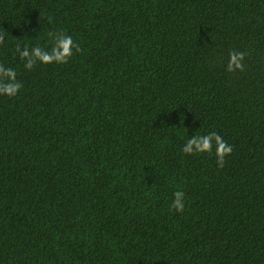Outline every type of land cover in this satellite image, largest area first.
I'll return each mask as SVG.
<instances>
[{
  "label": "trees",
  "instance_id": "obj_1",
  "mask_svg": "<svg viewBox=\"0 0 264 264\" xmlns=\"http://www.w3.org/2000/svg\"><path fill=\"white\" fill-rule=\"evenodd\" d=\"M8 68L0 264H264V0H0ZM212 131L223 168L182 151Z\"/></svg>",
  "mask_w": 264,
  "mask_h": 264
},
{
  "label": "clouds",
  "instance_id": "obj_2",
  "mask_svg": "<svg viewBox=\"0 0 264 264\" xmlns=\"http://www.w3.org/2000/svg\"><path fill=\"white\" fill-rule=\"evenodd\" d=\"M52 38L56 39L55 37ZM73 48H75L76 52L81 50L80 45L74 42L70 35L60 32V37L56 40L50 54L43 51L41 47H35L32 50L34 58L29 59L24 66L25 68L32 69L38 61L44 64L67 63L73 55ZM246 54V52L231 51L229 53L227 71L235 72L236 70H239L243 72L245 70L243 61ZM28 56L29 51L25 49L21 53V58ZM4 75L7 77V82H5L3 77H0V94L15 96L23 87L22 83L17 81L16 72L11 68H8ZM213 141H215L216 145L215 154L217 157V164L220 168H223L226 162L225 157L233 152V147L215 131L203 136L195 135L192 139H188L185 146L182 148V151L186 154L211 153ZM193 145H195V150L193 149ZM174 197L175 199L173 200L171 207L177 212H183L185 207V193L183 191H176Z\"/></svg>",
  "mask_w": 264,
  "mask_h": 264
}]
</instances>
